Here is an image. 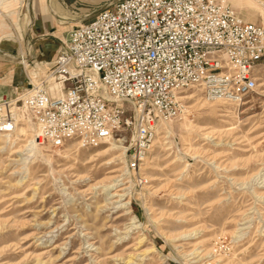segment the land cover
<instances>
[{
    "label": "rangeland",
    "instance_id": "obj_1",
    "mask_svg": "<svg viewBox=\"0 0 264 264\" xmlns=\"http://www.w3.org/2000/svg\"><path fill=\"white\" fill-rule=\"evenodd\" d=\"M55 1L81 24L119 0ZM41 6L0 0L5 90L26 88L28 70L45 69L74 26L37 35ZM241 14L264 27V13ZM25 39L27 69L3 55L19 57ZM44 41L55 44L51 60L39 57ZM256 72V90L238 104L205 102L196 89L180 94L187 111L158 130L138 172L128 168V133L113 148L33 149L31 119L0 136V264H264V65Z\"/></svg>",
    "mask_w": 264,
    "mask_h": 264
},
{
    "label": "built area",
    "instance_id": "obj_2",
    "mask_svg": "<svg viewBox=\"0 0 264 264\" xmlns=\"http://www.w3.org/2000/svg\"><path fill=\"white\" fill-rule=\"evenodd\" d=\"M40 65L26 88L0 86V135L15 133L16 114L55 149L128 133V168L138 172L159 126L187 111L180 94L238 104L256 90L264 27L225 0H119L73 26Z\"/></svg>",
    "mask_w": 264,
    "mask_h": 264
},
{
    "label": "crops",
    "instance_id": "obj_3",
    "mask_svg": "<svg viewBox=\"0 0 264 264\" xmlns=\"http://www.w3.org/2000/svg\"><path fill=\"white\" fill-rule=\"evenodd\" d=\"M226 1L232 6V8L244 20H246L245 18H247V16L245 14H241V12H243V13H245V12L259 13L260 12V14L264 13V0H226ZM42 2L44 3L45 8L42 7V6H41V8H39L40 10L37 13V15L35 14L36 17H35V20H34V27H35L34 29H35V32L37 33V35L50 34L53 31L56 32L57 29L60 28L59 26H64V25H67V24L75 26L77 24H80V21H73L71 18H70V20H67L65 18V16H63L62 12L56 10L55 7H57L58 9H60V7H58L55 4L54 0H42ZM249 8H256L257 10L259 9V12L258 11L257 12L253 11V10H251ZM32 10L33 11L36 10V4L35 3L33 4V6L31 4V11ZM238 10L241 11V12H238ZM49 15H52V17L49 16ZM53 17H54V19L56 21L53 20ZM28 21H29L28 28L30 27V25L32 26V30H31L32 34H31V36L33 37V25H32L33 24V20H32V24H31V17L30 16H29ZM247 22H250V21H247ZM250 23L257 24V23H254V22H250ZM24 45H25V48H23L21 50V54L22 53L25 54L27 56L26 61H29L28 60V59H30L29 45L27 44V40L26 39H25ZM36 47H37V51L39 53V57L42 60H51L52 59L53 52L55 50V44L52 41L39 42V43H37ZM30 48L33 50V42L30 44ZM4 54H6V53H4ZM9 56L14 57V58H19V57H15V56H12V55H9ZM11 60L16 62L17 64L21 65V62L19 61V59H17V60L16 59H11ZM16 86L20 87L22 85H16Z\"/></svg>",
    "mask_w": 264,
    "mask_h": 264
},
{
    "label": "bare ground",
    "instance_id": "obj_4",
    "mask_svg": "<svg viewBox=\"0 0 264 264\" xmlns=\"http://www.w3.org/2000/svg\"><path fill=\"white\" fill-rule=\"evenodd\" d=\"M226 1V0H225ZM54 2H55V4L58 6V7H60V5H58V3L54 0ZM262 4V3H261ZM29 10H30V12H31V3L29 4ZM61 9V8H60ZM61 10H63V9H61ZM30 17H31V24H32V15L30 14ZM73 21H77V20H75V19H72ZM79 23V22H78ZM77 25H79V24H77ZM30 27H31V25H30ZM29 27V28H30ZM28 28V29H29ZM3 55L4 56H6V57H8V58H11V59H19V61L21 62V65L25 68V69H27V67H28V61H26V59H27V56L25 55V54H21L20 56H19V58H14V57H11V56H9V55H7V54H4L3 53ZM36 72H37V69H35V68H32V69H29L28 70V73L31 75V76H33V77H35L36 76ZM43 73H44V71H43ZM214 102H226V101H223V100H216V101H213V102H210V103H214ZM226 103H228V102H226ZM15 110L16 109H14L13 110V112H15ZM16 128H15V132H17L18 131V129L20 128V125H19V123L20 122H22V121H24L25 122V125H31L32 123H31V119H30V117H27V116H25V115H19V114H16ZM166 124H168V123H166V122H163L160 126H159V129L163 126V125H166ZM1 136V135H0ZM3 137H8L7 135H4ZM111 141V140H110ZM110 141H108L107 143H109L110 144V146H112V148L113 147H115V145H117V144H119L120 143V141L121 140H116V139H112V142H110ZM155 142H156V139H155ZM41 143H39L37 140H36V135H34L33 136V138H32V140H29L28 141V144H27V147H29V148H36L38 145H40ZM155 144V143H154ZM36 146V147H35ZM111 148H108V149H106V150H110ZM21 151L20 150H17V151H15V153L16 154H19Z\"/></svg>",
    "mask_w": 264,
    "mask_h": 264
}]
</instances>
